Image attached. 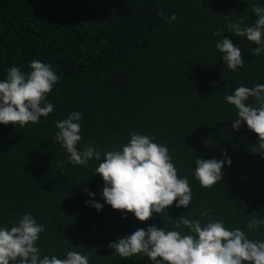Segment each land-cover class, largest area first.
I'll return each mask as SVG.
<instances>
[{
  "label": "trees",
  "instance_id": "1",
  "mask_svg": "<svg viewBox=\"0 0 264 264\" xmlns=\"http://www.w3.org/2000/svg\"><path fill=\"white\" fill-rule=\"evenodd\" d=\"M254 4L264 7V0H0V81L12 66L29 73L33 60L59 77L47 94L54 105L47 117L23 127L0 123V228L30 213L44 225L41 258L77 251L89 264H152L142 253L120 257L108 244L153 224L174 230L181 215L202 225L219 220L264 241V225L247 228L253 217L264 219V150L246 122L233 129L237 110L225 100L241 85L264 84V53L251 54L258 45L228 30L229 23L252 26ZM161 10L177 19L167 22ZM223 37L240 48L243 67L224 63L216 48ZM73 111L82 115L77 147L91 144L101 161L133 131L167 146L192 188L191 204L174 201L146 221L113 209L95 173L100 161L74 165L54 139L56 122ZM224 153L231 164L222 166V181L202 188L195 158Z\"/></svg>",
  "mask_w": 264,
  "mask_h": 264
},
{
  "label": "clouds",
  "instance_id": "2",
  "mask_svg": "<svg viewBox=\"0 0 264 264\" xmlns=\"http://www.w3.org/2000/svg\"><path fill=\"white\" fill-rule=\"evenodd\" d=\"M256 15L252 26L229 23L228 30L235 36L246 37L258 47L251 54L264 53V7L253 5ZM167 22L177 19V14L166 16L158 13ZM222 30L213 33L220 35ZM223 54L222 59L228 68L235 71L244 66L241 50L233 41L223 37L216 44ZM27 74L12 66L7 70V78L0 81V123H37L54 111V105L47 100V94L58 82L59 77L49 64L33 60ZM254 98L255 106L248 103ZM225 100L235 106L237 118L233 129L238 130L242 123L258 134L260 150H264V84L254 87L241 85ZM82 115L73 111L66 119L56 122L58 131L54 139L61 143L74 165H87L89 160L100 161L95 168L103 181L102 196L113 209L134 213L140 221L149 220L153 212L161 213L176 202V207L187 208L192 202V188L186 177L178 176L177 168L165 145L154 142V137L130 133V141L120 150L113 149L101 155L91 144L83 150L77 147L81 140L80 121ZM195 179L202 188H211L222 181V166L231 164L224 153V159L195 158ZM89 196L95 194L85 189ZM86 203H89L86 201ZM97 210L103 204L90 202ZM210 211V210H207ZM207 211L201 215H207ZM264 225V219L253 217L247 224L250 230ZM187 227L188 233L181 229ZM44 225L38 224L30 213L9 228H0V264H89L88 256L77 251H68L65 258L44 255L41 258L37 246L39 234ZM120 257L129 258L144 254L152 264H264V241L248 238L240 228L229 230L222 221H209L202 225L199 219L192 220L183 215L175 221L174 230H165L156 225L140 228L129 236L118 238L108 244Z\"/></svg>",
  "mask_w": 264,
  "mask_h": 264
}]
</instances>
